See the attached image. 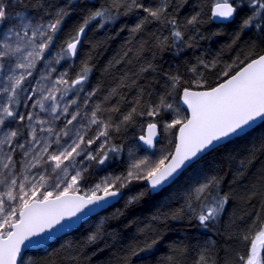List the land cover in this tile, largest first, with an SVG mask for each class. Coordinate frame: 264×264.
I'll return each mask as SVG.
<instances>
[{
	"label": "trees",
	"instance_id": "16d2710c",
	"mask_svg": "<svg viewBox=\"0 0 264 264\" xmlns=\"http://www.w3.org/2000/svg\"><path fill=\"white\" fill-rule=\"evenodd\" d=\"M23 2L30 6L28 13L39 21H48L57 7L68 4V0ZM110 2L72 0L75 7L69 5V14L53 45L59 50L75 35L90 11L109 6ZM139 2L154 7L160 0ZM212 3L213 0H172L167 17H148L138 32L132 29L147 13L137 9L125 15L121 9L114 21L102 27L98 21L92 22L78 45V55L59 63L66 66L71 79L82 62H88L92 71L84 86L105 99L108 117L113 122L109 142L123 146L120 154L110 153L111 158L103 166L88 161L86 180L126 175L129 149L137 157H144L146 152L137 146V138L150 118L135 115L133 122L119 129L116 124L133 107L139 112L161 94L172 91L170 74H179L183 87L202 90L196 86V81L201 80L203 89H208L227 78L223 75L226 70L232 75L264 53V31L255 27L240 30L242 19L251 14L250 9L244 7L230 23L218 25L210 19ZM14 9L24 10L19 6ZM198 13V22L187 24ZM173 17L184 33L182 43H173V29L166 22ZM192 68L197 71H190ZM179 92L177 89L174 93L176 99ZM137 100L141 103L137 104ZM112 108L119 111H109ZM185 115L182 109L180 116ZM18 127L22 135L17 141H26V125L22 122ZM175 131L160 135L154 151L158 159L172 152ZM212 177L219 181V192L227 194L229 202L218 219L205 228L196 219L201 206L191 194ZM144 182L131 181L120 190L122 197L113 206L45 248L26 253L20 264H196L201 253L209 255L215 264H242L240 257L247 255L252 238L264 225V122L204 155L157 194H149ZM94 232L99 233L98 238L88 244L87 237ZM245 235L248 240L243 239Z\"/></svg>",
	"mask_w": 264,
	"mask_h": 264
},
{
	"label": "snow or ice",
	"instance_id": "6c2138e0",
	"mask_svg": "<svg viewBox=\"0 0 264 264\" xmlns=\"http://www.w3.org/2000/svg\"><path fill=\"white\" fill-rule=\"evenodd\" d=\"M171 4L172 0H160L154 7H146L139 0H111L109 6L97 7L90 11L75 35L64 42L53 59L59 64L62 60L75 58L86 28L94 21H98L102 27L114 21L120 15L121 9L125 15L142 9L147 16L132 29L133 32H138L148 17L154 20L167 17ZM69 5H72V0H68V4L63 7H57L48 22L33 23L34 17L27 12L30 6L24 4L23 0H0V68L5 70L0 76V96L3 97L0 100V185L4 187V190L0 191V264H18L17 258L21 255L22 246L34 247L43 244L57 233L71 228L75 223L73 218L78 220L81 215L94 211L95 208L91 206L103 207L109 198L120 196V190L131 181L147 180L151 189L156 190L174 180L200 154L214 149L221 141L252 128L257 120L264 121V55L252 59L234 75H229L226 70L223 75L228 78L206 90L194 91L190 87H183L181 76L170 74L172 91L161 94L157 101L149 102L139 112L133 107L127 114L122 115L116 128L133 122L135 115L147 116L150 119L146 127L142 126L138 141L148 148H154L160 135L173 134V130H176L174 153L153 162L148 157H137L135 151L129 149L130 164L126 175L105 177L100 183H96L90 192L78 195L79 184L87 169H76L74 174L65 180L63 178L69 176V165L65 162L74 165L76 157L81 156L83 152L85 159L95 162L97 166H103L111 158L109 154H120L123 146L110 144L109 129L112 128L113 122L110 117L107 120L102 118L100 114L103 109L100 104L93 107L88 117L89 125L100 126L95 138L86 139V132L80 128L69 127L80 116V108L69 111L72 105H77L75 98L63 104L61 102L74 90L76 95H79L82 88L77 89V86H82L92 71L87 61L82 62L74 78L69 79V73L65 70L55 79H50L52 71H55L53 68L47 74H41L35 86L30 89L26 87L37 63L45 60L46 52L53 46L61 31L62 22L69 14ZM17 6L24 10L16 12L13 16L10 9ZM244 7L250 9L251 14L242 19L240 30L255 27L264 31V0H213L210 19L234 20ZM198 16L199 13L192 16L187 20V24H196ZM166 22L172 26L173 43H182L184 33L180 30L178 20L173 17ZM51 62L45 61V66ZM190 71L196 72L197 69L192 68ZM44 81L48 83L45 84ZM196 86L203 89L204 83L197 80ZM177 89H180L178 99L174 96ZM29 91L30 94L24 97L23 94ZM94 94L95 90L89 92L84 103L87 104ZM22 101L25 107H28L31 101V107L46 113L47 118L32 111L18 112L15 106ZM180 101L186 105L188 113L183 117L180 116ZM140 103L141 101L137 100V104ZM109 111L119 109L112 108ZM66 116L71 118L66 119L63 127L57 130L56 121ZM25 120L28 121L26 127L30 139L19 143L16 141L22 132L18 126ZM45 133L47 135H44ZM51 137L55 139L51 140ZM63 137L69 139L62 143ZM100 137H105V141L100 144L98 150L84 152L82 145L91 146ZM52 144L57 147L50 151ZM17 149L23 150V156L28 158L27 162L22 164L20 173L13 172V154ZM80 163H83V159ZM48 165L50 173L45 167ZM38 168H44V171L39 172L38 180L34 181L29 174ZM52 174H55L58 181L54 187L60 189L59 191L46 190L47 181ZM61 184H64L63 188ZM143 194L140 193L141 196ZM191 195L192 199L200 203L201 211L196 219L205 228L209 226V222L218 219L229 202L227 194H220L219 181L215 177L200 183ZM191 207L189 203V208ZM98 235V232L88 235L87 243H95ZM243 239L248 240L249 237L245 235ZM147 247L150 248L151 245ZM240 260L242 264H264V225L252 238L247 255L241 256ZM196 264L215 262L211 261L206 253H201Z\"/></svg>",
	"mask_w": 264,
	"mask_h": 264
},
{
	"label": "rangeland",
	"instance_id": "374dc122",
	"mask_svg": "<svg viewBox=\"0 0 264 264\" xmlns=\"http://www.w3.org/2000/svg\"><path fill=\"white\" fill-rule=\"evenodd\" d=\"M14 10H15L14 8L10 9V11H11L13 16H15L16 12L22 11V10H19V11H14ZM46 22H48V21H39V20H36V19L33 20V23H46ZM58 51L59 50L54 45L51 46L50 50L48 52H46V54H45V60H42V61L37 63V67H36V69L33 70L32 77H29V79H28V81L26 83V87H29V89H30L31 86H35L37 81H39L41 74H47L53 68L55 69V71H52L50 79H55L60 73H62L65 70H67L66 66H62V65L60 66V64H56L54 59H53V57L55 56L56 52H58ZM47 60H51L52 62H51V64H49L46 67L45 66V61H47ZM4 71L5 70L3 68H0V76H2L4 74ZM43 83L47 84L48 81H44ZM81 88H82V90L79 91V95H76V91L74 90L73 92H70L68 94V96L64 98V101H62L61 103L63 104L65 101H68V100L73 99V98H75L77 100V105H72L70 107L69 111L73 112V111L76 110L77 107H79L80 108V116H78L77 121H74L73 125H71L69 127L80 128L81 131L86 132V139L87 138H95L100 126L99 125H89L88 124V117L90 116L91 111L93 110V107L95 105H97V104H100L102 109H103V111H102V113L100 115L102 116L103 119L107 120L109 117H108L107 110H106V104H105L106 102H105V99L103 97H100V96H98L95 93L91 98H89L88 103L85 104L84 103L85 98H87L88 93L92 92L93 89L86 88L84 86V84L82 86H77V89H81ZM29 94H30V91L27 92V93H24L23 95H24V97H27ZM34 98H35V96H34ZM2 99H3V97L0 96V100H2ZM15 108H16V110L18 112L32 111V112L39 113V115L41 117L47 118V114L46 113L39 112L38 108L33 109L31 107V101H29L28 107H25L24 104H23V101H22L21 104L16 105ZM70 118H71L70 116H66V117L62 118L60 121H56L57 130H59L60 128L63 127L64 121L66 119H70ZM27 123H28V121L25 120L24 124L26 125ZM11 126L15 127V125H11ZM26 129H27L26 130V132H27L26 133V137H27L26 141H27L28 139H30V137L28 136V128L26 127ZM44 135H47V134L45 133ZM162 135L165 136V135H169V134L168 133H164ZM50 139L54 140L55 137H51ZM68 139H69L68 137H63L62 138V143H63L64 140H68ZM23 141H24V139L21 140V141H16V142L24 143L25 141L24 142ZM104 141H105V137H100L99 140H97L95 144H93L91 146L82 145V148L84 149V152L96 151L100 147V144L103 143ZM56 147H57V145L52 144V147L50 148V151L55 149ZM144 152H146V151H144ZM171 153L167 152V153L164 154V156H170ZM154 154H155V152L152 153V154L146 152L144 157H148L151 161L155 162V161L159 160L158 159L159 155L158 154L154 155ZM154 156L156 158L154 160H152L154 158ZM13 159H14V163H15V167L13 168V172L14 173H20L22 171V164L26 163L28 158H25L23 156V150L17 149L16 152L13 154ZM82 159H83V163L81 164L80 161ZM65 164L69 165V176L63 178L65 180H67V179H69L71 177V175L74 174V171L76 169H85V168L87 169L88 160L84 158V153L82 152L81 156L76 157V161H75L74 165L71 162H68V161H66ZM47 167H48V170H50V165H48ZM4 171L6 172L7 170H4ZM41 171H44V168L33 169L32 173L29 174L30 178H32L34 181H37L38 180V173L41 172ZM83 175H84V179L80 182L79 191L77 193V194H80V195H84V194L90 192L92 187L96 183H100L104 179V177H102V178H96V179H93V180H86L85 179V172H84ZM133 181L134 182H139V181H143L144 182L145 180H133ZM57 182L58 181L56 180L55 174H52L51 178L47 181L46 190L59 191L60 189H56L54 187L55 183H57ZM63 187H64V184H61V188H63ZM3 190H4L3 185H0V191H3ZM44 190L45 189H41V191H44ZM98 194H100V193H98Z\"/></svg>",
	"mask_w": 264,
	"mask_h": 264
},
{
	"label": "water",
	"instance_id": "95a60500",
	"mask_svg": "<svg viewBox=\"0 0 264 264\" xmlns=\"http://www.w3.org/2000/svg\"><path fill=\"white\" fill-rule=\"evenodd\" d=\"M90 1H92V0H90ZM215 24H218V25H224V24H227V23H230L231 21H219V20H213V19H211ZM83 38V37H82ZM262 55H264V53L262 54ZM257 58V57H256ZM253 59H255V58H253ZM252 60V59H251ZM250 60V61H251ZM250 61H248V62H250ZM247 62V63H248ZM246 64V63H245ZM244 64V65H245ZM243 65V66H244ZM243 66H241L238 70H236L235 72H237V71H239ZM235 72L232 74V75H234L235 74ZM228 78V77H227ZM227 78H225V79H227ZM224 79V80H225ZM223 80V81H224ZM223 81H221L220 83H222ZM219 84V83H218ZM217 84V85H218ZM216 85V86H217ZM215 87V86H214ZM193 90V89H192ZM202 90H206V89H202ZM194 91H200V90H194ZM180 104H181V108L185 111V113H186V115L188 114L187 113V109H186V105H183L182 104V101H180ZM264 121H261V120H257L255 123H254V125L252 126V128H250V129H246L245 130V132H243V133H241L240 135H238V136H232V137H230V138H228V139H226V140H224V141H221L219 144H218V146L217 147H215L214 149H216V148H218V147H220V146H222V145H224V144H226V143H228V142H230V141H232L233 139H235V138H238V137H240V136H242V135H244V134H246V133H248V132H250L251 130H253V129H255L258 125H260V124H262ZM146 127V126H145ZM159 139H160V136L158 137V139H157V142L159 141ZM156 142V143H157ZM137 144L138 145H140L139 147L142 149V150H144V151H146V152H148V153H154V151H155V147L154 148H148L146 145H142L141 144V142H139L138 141V139H137ZM156 145V144H155ZM214 149H212V150H214ZM212 150H210V151H212ZM174 151H175V139H174V147H173V151H172V153H174ZM210 151H206L205 153H202V154H200V156L198 157V158H196L195 160H194V162H192L187 168H185L184 170H182V172L180 173V175L185 171V170H187L190 166H192L193 164H195L196 162H198L204 155H206L207 153H209ZM171 153V154H172ZM180 175H178L174 180H172L171 182H169V183H166L165 185H163L162 187H160V188H158V189H156V190H153V189H151V187H150V185L148 184V181L147 180H145V186L147 187V189H148V191H149V194H151V195H154V194H157V193H159L160 191H162L163 189H165V188H167L168 186H170ZM78 195H80V194H78ZM122 197V192H121V195L120 196H117V197H113V198H109V201L107 202V203H104V202H101V203H104V206L103 207H95V206H91V207H94L95 208V210L94 211H91V212H87V214H84V215H81L80 216V218L78 219V220H76V218H73L74 220H75V223L73 224V226L71 227V228H69V229H67V230H65V231H62V232H59V233H57L52 239H50V240H48V241H46L45 243H43V244H40V245H37V246H34V247H23L22 246V251H21V255L17 258L18 259V264H20V262H21V260H22V258H23V256L26 254V253H28V252H31V251H36V250H40V249H43V248H45L46 246H48L50 243H52L53 241H55V240H57L58 238H60V237H62V236H64V235H66V234H68V233H70V232H72V231H74V230H76L83 222H85L86 220H88L89 218H91V217H94V216H96V215H98L99 213H101V212H103V211H105V210H107L108 208H110L111 206H113L115 203H117L119 200H120V198Z\"/></svg>",
	"mask_w": 264,
	"mask_h": 264
}]
</instances>
